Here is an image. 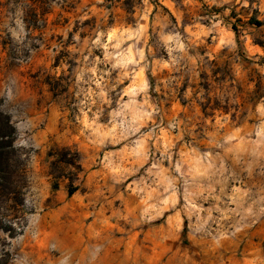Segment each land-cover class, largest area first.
Returning <instances> with one entry per match:
<instances>
[{"label":"rangeland","instance_id":"1","mask_svg":"<svg viewBox=\"0 0 264 264\" xmlns=\"http://www.w3.org/2000/svg\"><path fill=\"white\" fill-rule=\"evenodd\" d=\"M0 109V264H264V0H0Z\"/></svg>","mask_w":264,"mask_h":264},{"label":"trees","instance_id":"2","mask_svg":"<svg viewBox=\"0 0 264 264\" xmlns=\"http://www.w3.org/2000/svg\"><path fill=\"white\" fill-rule=\"evenodd\" d=\"M31 8L36 9V4L33 3V4L31 5ZM254 23H256L257 25H260V24H262L263 22H262V20H260V19L254 18ZM2 114H3V112H2V110L0 109V115H2ZM0 136L3 137V138H4V136H5V134H4V132H3L2 130H0Z\"/></svg>","mask_w":264,"mask_h":264}]
</instances>
